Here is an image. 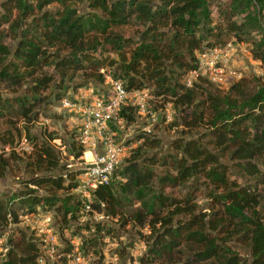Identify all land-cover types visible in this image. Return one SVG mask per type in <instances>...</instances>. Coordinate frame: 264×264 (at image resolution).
<instances>
[{"label": "trees", "instance_id": "1", "mask_svg": "<svg viewBox=\"0 0 264 264\" xmlns=\"http://www.w3.org/2000/svg\"><path fill=\"white\" fill-rule=\"evenodd\" d=\"M125 27L133 34L119 32ZM226 37L250 45L264 64V0H0V119L15 131H0L1 149L8 146L0 152V177L17 169V160L25 173L18 189L0 194V229L17 223L19 213L40 211L53 212L61 231L71 228L81 206L77 171L24 127L52 101L68 99L61 97L67 88L101 86L107 73L127 91L170 101L167 127L181 126L166 151L149 132L125 140L133 147L109 183L91 192L93 208L103 203L114 226L146 231H137L146 243L139 264H264V68L221 91L202 76L184 85L196 54ZM197 94L203 96L196 101ZM119 116L133 125L135 107L122 106ZM18 121L31 140L22 157L13 149ZM76 135L68 145L74 158L84 150ZM233 170L255 183L239 184ZM192 182L210 199L208 211L196 209ZM113 231L109 222L94 223L79 249L100 261L98 244ZM234 236L245 244L247 260L228 245ZM3 245L0 264H38L44 246L19 227Z\"/></svg>", "mask_w": 264, "mask_h": 264}, {"label": "rangeland", "instance_id": "2", "mask_svg": "<svg viewBox=\"0 0 264 264\" xmlns=\"http://www.w3.org/2000/svg\"><path fill=\"white\" fill-rule=\"evenodd\" d=\"M120 31L125 35H131L133 34V27H125L123 29H119V32ZM223 40L224 43H229L230 46L233 47L230 57V69L235 70V72L239 74V77L246 75L259 76L262 74L264 64L252 56L250 52V45L245 42L236 41L233 37H226ZM100 71L103 70L101 69ZM105 76L111 77L109 74L104 73L101 86L99 84L88 83L87 86L76 90L67 88L68 91H64V95L61 97H67L68 100L76 106H83L85 103L87 104L90 101L89 99L91 96L105 95L106 92L109 91L108 85L104 79ZM236 79L229 78V76L225 74L223 79L220 81V84L219 82H212L210 83V87L213 90L215 89L217 91H221ZM148 96L149 97H146V104L149 109L153 110L155 105H159L156 106L155 110H153L156 113H162L164 115V112L169 110L168 107H171V103L168 100L153 99L151 95ZM201 96L203 95L197 94L196 101L201 99ZM169 111L171 113V117L167 121H165L164 118H161L162 120L160 124L156 125L155 123H149L147 125L148 130L144 129L147 119L146 116L137 115L136 121L133 125H125L122 123L120 131H118V134L115 135L116 141L128 140V138H133V136L138 132L148 131L149 134H152L159 139L160 150L166 151L168 149L169 142L174 137H177V135H180L178 134V129L181 128L179 125L177 129L167 127V123L172 120L174 115L172 110ZM80 113L81 112L76 110L74 107H63L59 100H54L45 108L40 110V114L37 119L27 123L24 129L27 130V134L30 136L40 139L44 137L47 139V142L57 149L59 160L64 164L65 168H72L73 163L76 161L69 156L68 145L70 143V134L74 133V135H76L79 129L81 119V116L79 115ZM8 124L4 120L0 119V131L12 130V132L15 133L12 124ZM21 125L22 122L18 121L16 126L19 129V134L18 136L15 135L13 144V149L19 157H22L24 153L30 152L31 150V143H29L31 140L24 134V130L21 128ZM132 143L135 145L137 142L135 141ZM7 151L8 146H4L2 149L0 147V152L7 153ZM229 162L230 161L226 160L225 164L229 165ZM15 163L18 165L17 169H14L13 172H7L0 177V194L9 193L21 186L19 181L25 177V173L22 172V162L17 160ZM68 164H70L69 167L67 166ZM233 173L234 176L237 177V182L241 185L255 183L254 180H251L243 173H238L235 170H233ZM190 186H193L194 189H196L193 190V202L196 204V209L208 211L210 199L207 197L205 192L203 190L197 191L198 184L194 182H192ZM190 186H188V188ZM183 192L184 190H181L176 195ZM38 193L41 194L43 191L39 190ZM37 213L39 215L36 216L39 217V220L36 224L32 223L29 214L19 213L18 215L21 217L18 218L17 215V223L12 224L9 222L6 227H2L0 229V241L3 242L5 240V235L18 227L27 232L31 231L38 239H42L43 233L37 231L38 227L44 228L46 226H50L52 227V230L50 228V232L56 236V248L57 250H60L62 245H79L81 239L89 234L83 228L86 223L88 224L89 220L87 216L79 215L75 218V221H73V225L69 230L66 229L61 231L55 222L56 218L54 217L53 212L40 211ZM46 215L50 216L49 220L45 219ZM262 215L264 217V210H262ZM262 220L264 221V218H262ZM113 224L114 222H111L110 226L114 227V231L110 235L104 236L98 244V247L101 248L100 261H98L99 256L93 254L90 250L86 252L80 250L83 255L84 264H139L137 258L144 254L146 243L144 239L137 234V231L139 230V233L142 235L146 233V231L140 228L137 230L136 227L131 228L129 225H126L124 228H119L117 225L114 226ZM235 238L236 236L231 238L228 241V245L239 255L240 258L247 260L248 254L245 244L239 243L235 240Z\"/></svg>", "mask_w": 264, "mask_h": 264}, {"label": "built area", "instance_id": "3", "mask_svg": "<svg viewBox=\"0 0 264 264\" xmlns=\"http://www.w3.org/2000/svg\"><path fill=\"white\" fill-rule=\"evenodd\" d=\"M233 47L229 43L221 46H212L204 48L196 54V67L189 71L184 78V85L191 86L192 82L202 76L210 83L219 82L227 74L229 78H239L235 70H231L230 57ZM108 90L101 97L91 96L90 101L83 106H76L66 98L60 100L63 107H74L80 111L81 116L78 133L76 135L77 144L84 150L82 154L74 159L73 167L70 169L77 171L75 180L77 185L74 192L81 200L80 213L88 217L89 228L87 232L93 231V224L96 222L108 223L110 216L103 212V203H99V210L92 206V191L97 186L107 185L113 174V171L121 164L132 144H126L124 141H116L115 135L120 131L123 119L119 116V110L122 106L132 105L135 107L136 115L146 116L147 129L149 123H156L161 118L167 121L171 117V107L162 113H156L149 109L146 104V97H149L145 91H127L122 83L109 76L104 77ZM165 108V107H164ZM159 114V119L157 115ZM163 116V117H162ZM112 125L114 128L110 127ZM148 132V131H147ZM87 151V154H86ZM32 223H37L38 213H30ZM10 219L9 214H7ZM21 217L18 215V218ZM46 215V220H49ZM49 225V224H47ZM52 227H38L37 231L43 233V250L37 258L38 264H54L62 262L63 264H84L83 255L79 245H71L69 251L61 252L56 248V236L50 232ZM1 244V241H0ZM63 246V245H62ZM62 248V247H61ZM6 245H0V260L3 258Z\"/></svg>", "mask_w": 264, "mask_h": 264}, {"label": "crops", "instance_id": "4", "mask_svg": "<svg viewBox=\"0 0 264 264\" xmlns=\"http://www.w3.org/2000/svg\"><path fill=\"white\" fill-rule=\"evenodd\" d=\"M53 146V145H52ZM57 150V149H56ZM87 153V152H86ZM51 212V211H50ZM80 212V211H79ZM79 215H82L81 213H79ZM111 218V217H110ZM115 219L111 218L110 220H108L109 223L113 222ZM114 225V224H113Z\"/></svg>", "mask_w": 264, "mask_h": 264}, {"label": "water", "instance_id": "5", "mask_svg": "<svg viewBox=\"0 0 264 264\" xmlns=\"http://www.w3.org/2000/svg\"><path fill=\"white\" fill-rule=\"evenodd\" d=\"M157 119H159V114L157 115Z\"/></svg>", "mask_w": 264, "mask_h": 264}]
</instances>
